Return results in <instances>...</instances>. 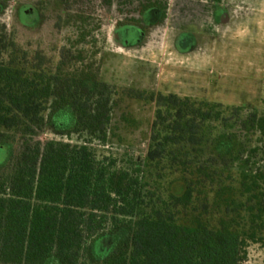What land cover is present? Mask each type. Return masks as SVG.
<instances>
[{
  "label": "trees",
  "instance_id": "1",
  "mask_svg": "<svg viewBox=\"0 0 264 264\" xmlns=\"http://www.w3.org/2000/svg\"><path fill=\"white\" fill-rule=\"evenodd\" d=\"M92 1L63 0L57 61L0 22V264H243L264 242V146L250 141L264 135V115L124 89L156 103L147 152L99 155L120 91L100 79L104 35ZM97 1L155 9L162 20L169 5ZM238 163L256 170L236 176ZM175 180L180 195L167 192Z\"/></svg>",
  "mask_w": 264,
  "mask_h": 264
},
{
  "label": "rangeland",
  "instance_id": "2",
  "mask_svg": "<svg viewBox=\"0 0 264 264\" xmlns=\"http://www.w3.org/2000/svg\"><path fill=\"white\" fill-rule=\"evenodd\" d=\"M90 4L104 35L100 79L120 91L111 139L96 146L99 155L127 152L142 159L147 152L156 103L128 97L124 89L173 93L241 106L243 115H264V0H169L163 20L155 9L140 14L121 12L116 3ZM62 8L63 0H5L0 22L26 49H42L57 61L67 35L56 27ZM40 137L52 135L41 131ZM250 139L252 146H264V135ZM5 152L0 148V160ZM262 157L259 153L257 159ZM255 170L256 165L245 163L234 169L236 176ZM184 189V182L175 180L167 192L180 195ZM243 264H264V242L249 246Z\"/></svg>",
  "mask_w": 264,
  "mask_h": 264
},
{
  "label": "crops",
  "instance_id": "3",
  "mask_svg": "<svg viewBox=\"0 0 264 264\" xmlns=\"http://www.w3.org/2000/svg\"><path fill=\"white\" fill-rule=\"evenodd\" d=\"M3 4H5V0H0V6H2Z\"/></svg>",
  "mask_w": 264,
  "mask_h": 264
}]
</instances>
